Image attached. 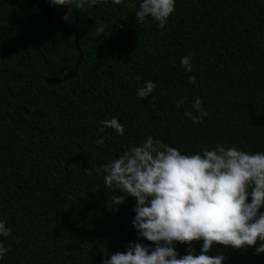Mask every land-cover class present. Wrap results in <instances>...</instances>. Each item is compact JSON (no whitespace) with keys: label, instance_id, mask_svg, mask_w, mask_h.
Wrapping results in <instances>:
<instances>
[{"label":"trees","instance_id":"obj_1","mask_svg":"<svg viewBox=\"0 0 264 264\" xmlns=\"http://www.w3.org/2000/svg\"><path fill=\"white\" fill-rule=\"evenodd\" d=\"M141 1L100 0L73 9V23L62 19L67 5L0 0V220L12 229L0 237L10 248L0 264H102L130 242L153 248L132 224L136 200L110 210L114 193L95 171L148 136L185 154L220 144L264 152V0H176L164 28L151 17L137 22ZM113 26V51L93 73ZM76 37L83 53L77 74L48 85L73 71ZM189 55L193 71L186 73L181 58ZM147 80L157 87L141 99L137 90ZM197 97L208 112L203 123L184 115L197 114ZM113 117L123 136L99 131ZM202 245L174 247L180 256L189 247L199 255ZM220 253L223 264H264L255 247L214 245L208 255Z\"/></svg>","mask_w":264,"mask_h":264},{"label":"clouds","instance_id":"obj_2","mask_svg":"<svg viewBox=\"0 0 264 264\" xmlns=\"http://www.w3.org/2000/svg\"><path fill=\"white\" fill-rule=\"evenodd\" d=\"M100 0H49L52 6H69L62 17L66 22L72 10L81 12L91 9ZM122 0H113L120 5ZM176 0H142L135 18L139 24L151 17L164 28L175 12ZM87 6V7H86ZM103 27L97 35L102 34ZM186 73L193 71L192 57L181 58ZM140 77H137L139 80ZM189 82L196 83L190 75ZM157 83L147 80L137 90L141 99L152 96ZM154 99V97H153ZM187 98L177 104L179 108ZM192 111L184 115L193 123H203L208 112L203 101L197 97ZM99 131L112 128L117 135L125 134V127L116 117L102 120ZM104 144V137L95 141ZM103 174L107 189L114 194L109 197L108 207L118 211L126 197L136 200L132 220L137 235L154 244L153 248L142 243L130 242L125 252H115L102 264H223V253L208 255L214 245L225 248L245 249L255 247L257 254L264 253V152L250 154L237 147L225 148L223 144L200 153L185 154L160 139L148 136L139 145L123 151L95 169ZM89 174H91L89 172ZM119 191L126 195H116ZM249 197L251 198L249 202ZM12 229L0 220V237H8ZM203 241L199 255L180 256L175 243L192 245ZM257 241H260L259 245ZM0 241V260L9 252ZM107 257V249L102 247Z\"/></svg>","mask_w":264,"mask_h":264},{"label":"water","instance_id":"obj_3","mask_svg":"<svg viewBox=\"0 0 264 264\" xmlns=\"http://www.w3.org/2000/svg\"><path fill=\"white\" fill-rule=\"evenodd\" d=\"M114 29H115V27L113 26L111 34H110V41H109L108 51H107L106 55L104 56V58L101 60V62L96 66V68L93 71V73L95 71H97L108 60V58L110 57V55H111V53L113 51V47H114ZM75 45H76L77 51L79 52V59H78L76 65H75L73 71L69 75H67L65 78H63V79H57V78L47 79V84L48 85H50V86H59V85H61L63 83H66V82L70 81L71 79H73L75 77V75L77 74V72H78V70H79V68L81 66L82 60H83L82 49H81V47L79 45V41H78L77 37L75 39Z\"/></svg>","mask_w":264,"mask_h":264}]
</instances>
